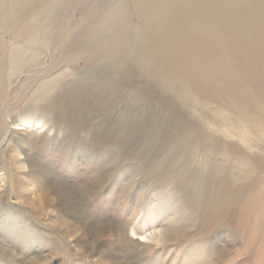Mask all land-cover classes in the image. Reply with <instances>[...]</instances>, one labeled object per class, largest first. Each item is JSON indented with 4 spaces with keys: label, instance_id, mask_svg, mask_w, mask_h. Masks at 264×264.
<instances>
[{
    "label": "rangeland",
    "instance_id": "1",
    "mask_svg": "<svg viewBox=\"0 0 264 264\" xmlns=\"http://www.w3.org/2000/svg\"><path fill=\"white\" fill-rule=\"evenodd\" d=\"M14 2L0 0V264H264L245 210L264 154L199 118L218 105L140 72L130 1L42 0L29 34L27 8L7 25Z\"/></svg>",
    "mask_w": 264,
    "mask_h": 264
},
{
    "label": "bare ground",
    "instance_id": "2",
    "mask_svg": "<svg viewBox=\"0 0 264 264\" xmlns=\"http://www.w3.org/2000/svg\"><path fill=\"white\" fill-rule=\"evenodd\" d=\"M122 1H130L142 24L136 28L133 54L140 72L149 74L159 87L169 89L188 106L203 103L206 107L208 102L218 105L217 110L201 109L199 118L220 127L227 137L237 138L248 149L264 154V0ZM41 2L15 0L8 8L7 25L12 24L16 32V22H12L16 9L27 8L30 26L25 31L32 33L35 25L31 22L35 21ZM124 5L111 14L112 22L127 16ZM112 50L116 53L120 48ZM3 54L0 51L1 65L8 59L7 53ZM126 54L107 67L124 72L125 59L131 56L130 52ZM227 110L236 113V119ZM24 129L22 124H15V130ZM233 178L236 182L243 179ZM244 189L240 184L234 198L241 196ZM245 210L248 224L255 225L252 239H264V194L251 198Z\"/></svg>",
    "mask_w": 264,
    "mask_h": 264
}]
</instances>
